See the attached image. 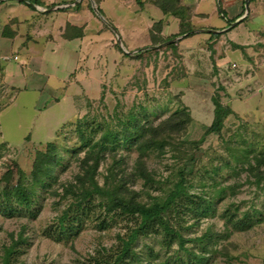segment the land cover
Returning <instances> with one entry per match:
<instances>
[{"label":"rangeland","instance_id":"374dc122","mask_svg":"<svg viewBox=\"0 0 264 264\" xmlns=\"http://www.w3.org/2000/svg\"><path fill=\"white\" fill-rule=\"evenodd\" d=\"M39 1L43 5L33 4L35 8L53 13L69 10L79 0ZM175 1L183 8L180 0ZM217 1L226 18L235 19L233 22L242 18L241 22L232 27L233 22L227 24V29L214 38L207 31L214 30L211 26L204 27L201 19L193 18L183 8L186 26H172L157 47L167 54L161 65L164 79H157V70L153 75L139 74L137 62H131V78L115 81L109 89L103 83L99 97L84 102L77 117L57 132L53 143L61 154V163L54 170V178L45 181L46 186H34L28 209L15 202L12 191L19 181L30 187L36 154L45 151L46 145L0 146V264H4L5 249L20 234L25 241L14 250L10 264H89L96 250L113 247L116 235L123 234L129 225L124 219H113L108 229L99 231L90 215L79 232L68 239L55 241L45 236V230L70 201L54 192L60 193L61 184L72 180L79 170L77 157L82 158L86 152L78 139L77 124L96 141L107 131L119 135L130 115L142 123L157 124L185 108L195 122L183 136L170 140L162 155L145 153L151 183L145 185L141 178L131 177L138 153L121 141L116 142V152L123 161L115 172L117 179L123 176L125 188L144 204L163 200L183 177L180 192L194 196L196 203L211 205V209L207 214L170 216V225L186 240L184 249L179 248L177 240L166 247L168 239L160 233L152 234L134 244L139 262L132 264H264V184L254 183L245 163L264 152V0H249L247 12L245 0ZM86 2L100 11L105 21L94 12L102 25L99 31L111 32L115 50L126 53L123 42L117 40V29L100 9L107 12L104 0ZM126 4L135 6L130 1ZM175 17L180 24L182 20ZM210 20L226 22L223 18ZM185 30L190 33L181 35ZM190 86L199 87L206 101L212 102L211 97L218 94L223 105L237 111L224 119L219 135L206 136L198 147L189 143L202 137L211 114L199 110L194 96L187 92ZM110 163L112 159L108 158L99 168L100 184ZM94 212L99 214V209ZM244 214V228L234 230ZM230 216L233 223L227 221Z\"/></svg>","mask_w":264,"mask_h":264},{"label":"crops","instance_id":"0c3cea01","mask_svg":"<svg viewBox=\"0 0 264 264\" xmlns=\"http://www.w3.org/2000/svg\"><path fill=\"white\" fill-rule=\"evenodd\" d=\"M86 1H76L66 11L45 13L17 0H0V54L18 56V61H0V146L53 142L84 102L99 97L103 83L109 89L115 81L132 77L131 62H137L139 74L153 75L157 70V79H164L161 65L167 54L152 44L150 31L161 23L160 31L153 34L163 39L172 26L179 27L176 17L163 13L155 0H104L107 12L100 9L117 29L123 53L112 45L111 32L99 31L102 25ZM129 1L135 6H127ZM180 3L204 27L211 26L219 35L227 29V22L210 20L223 18L217 0ZM186 89L199 110L211 114L205 132L213 119V103L206 101L199 87ZM194 122L192 116L189 127Z\"/></svg>","mask_w":264,"mask_h":264},{"label":"trees","instance_id":"16d2710c","mask_svg":"<svg viewBox=\"0 0 264 264\" xmlns=\"http://www.w3.org/2000/svg\"><path fill=\"white\" fill-rule=\"evenodd\" d=\"M26 2L36 6L43 5L39 0H23L21 3ZM154 3L163 13L179 17L182 20L181 27L186 26L183 21V8L177 1L155 0ZM218 8L219 13L226 19L223 11L220 7ZM234 20L226 19V22L230 24ZM160 27L161 23H157L150 31L153 45L163 42L162 39L155 38L153 34L154 31L158 33ZM188 33L190 32L185 30L181 32V35ZM209 35L214 38L219 37L217 33H209ZM211 100L214 106L212 122L202 137L197 141L190 142V146L198 147L210 134L219 135L224 119L232 114L231 109L222 104L218 94H214ZM129 119V123L123 124L119 135L107 131L96 141L88 137L82 130L81 124L78 123L76 132L82 144L81 147L85 148L86 152L82 158L77 157L79 170L72 180L61 184L60 193L57 190L54 192L61 199L70 200L60 215L55 218V222L45 230V236L55 241H62L68 239L72 234H77L82 223L85 219H89L90 215H93V219L97 221L96 227L99 231L108 229L110 223L116 218L124 219L129 224H126L127 227L123 234L116 235L117 243L110 249L99 248L96 250V255L90 257L89 264L139 262V258L133 251L134 244L139 239L152 234L160 233L168 239L166 247H170L172 242L177 240L179 248L184 249L186 240L170 225L169 217H178L187 213L207 214L211 209V205L204 206L200 202L196 203L193 200L194 196L180 192L181 188L179 187L185 182L183 177L180 178L176 188L163 200L154 199L152 203L144 204L137 201V195L134 192L125 188L123 176L117 179L118 171L115 172L116 167H119L123 161L122 156H118L116 152V142L121 141L123 146L134 149L138 153L131 177L141 178L145 185L151 183L153 179L146 168L145 153L155 151L158 155H162L166 147L170 145V140L181 138L192 121L188 110L185 108L157 124L142 123L133 115H130ZM108 158L112 159V164H107V174L103 177V183L100 184L97 179L99 168L102 164L107 163ZM61 160V154L53 142L46 144L45 151L37 152L31 171V185L26 187L19 181L12 191L15 202L27 209L30 208L34 186H46L45 181L54 178V170L60 165ZM245 163L248 165V171L255 178L254 183L256 185L264 184V152L254 155L252 161L247 159ZM201 202H205V200L202 199ZM95 208L99 209V214H95ZM101 209L103 210L101 211ZM101 214H104V217ZM246 217L244 214L241 225L234 224L233 229L244 228ZM233 219L234 217L230 216L227 220L228 223H233ZM24 241L21 234L17 240H12V244L5 249L4 264H10V257L14 250ZM199 260L203 261L204 258H199Z\"/></svg>","mask_w":264,"mask_h":264},{"label":"water","instance_id":"95a60500","mask_svg":"<svg viewBox=\"0 0 264 264\" xmlns=\"http://www.w3.org/2000/svg\"><path fill=\"white\" fill-rule=\"evenodd\" d=\"M17 1L22 2L23 0H17ZM248 2H249V0H245V12L248 11ZM26 3H27V2H26ZM28 4H29V3H28ZM30 5H31L32 7H36V6L32 5V4H30ZM93 10H94V12L99 16V18H101V19L103 20L102 16L99 15L97 9L94 8ZM241 20H242V18H240V19L236 20L235 22H233V23L231 24V27L237 25L239 22H241ZM103 21H104V20H103ZM104 22H105V21H104ZM113 31L115 32V34H117L115 30H113ZM207 31L210 32V33H216V31H212V30H207ZM116 36H117V40H118L119 44H121V39H120V37H119L118 35H116Z\"/></svg>","mask_w":264,"mask_h":264},{"label":"built area","instance_id":"2783aa9c","mask_svg":"<svg viewBox=\"0 0 264 264\" xmlns=\"http://www.w3.org/2000/svg\"><path fill=\"white\" fill-rule=\"evenodd\" d=\"M10 60H12V61H18V56H9V55H1L0 54V61H2V62H6V61H10ZM231 67H235V64H231Z\"/></svg>","mask_w":264,"mask_h":264}]
</instances>
